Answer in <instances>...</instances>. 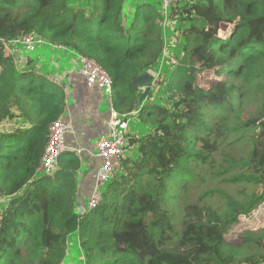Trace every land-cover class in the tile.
I'll return each instance as SVG.
<instances>
[{"label":"trees","instance_id":"16d2710c","mask_svg":"<svg viewBox=\"0 0 264 264\" xmlns=\"http://www.w3.org/2000/svg\"><path fill=\"white\" fill-rule=\"evenodd\" d=\"M73 1L0 0V264H63L72 233L86 264L264 262V0H175L166 12L148 0ZM30 32L96 59L115 109L137 112L145 130L128 133L134 153L83 213L77 197L87 203L93 176L82 157L64 151L53 173L37 168L50 126L67 122L66 77L87 81L17 61L11 45ZM147 70L157 78L140 103L132 81ZM247 134L252 149H241ZM203 173L250 190L222 194L224 205L207 188L200 203L189 191Z\"/></svg>","mask_w":264,"mask_h":264},{"label":"built area","instance_id":"2783aa9c","mask_svg":"<svg viewBox=\"0 0 264 264\" xmlns=\"http://www.w3.org/2000/svg\"><path fill=\"white\" fill-rule=\"evenodd\" d=\"M175 0H161L165 12ZM165 16L164 21H167ZM15 44H21L26 51H35L37 48L48 45V41L35 32L23 35L19 40L13 41ZM78 73L85 78L89 86L97 85L104 97L109 102V116L107 118V130L102 133L97 141L95 155L100 160L97 168L95 186L87 201V208H95L102 200V187L114 176L121 167L122 159L126 152L128 144L129 115H136L137 112L120 113L113 105L114 79L110 72L102 67L99 62L91 57L78 55L77 59ZM155 75V74H154ZM156 77V75H155ZM157 78V77H156ZM68 122L62 118L55 121L50 126V137L45 148L42 161L37 168L39 174H51L57 167L58 159L64 151H74L78 155L81 149L74 150L66 141L68 131ZM261 264H264L262 262Z\"/></svg>","mask_w":264,"mask_h":264},{"label":"rangeland","instance_id":"374dc122","mask_svg":"<svg viewBox=\"0 0 264 264\" xmlns=\"http://www.w3.org/2000/svg\"><path fill=\"white\" fill-rule=\"evenodd\" d=\"M90 1V0H89ZM89 1L88 0H76L72 2L73 6H80V7H85L87 9L90 8L89 6ZM139 1L142 0H129V4L133 6H136L138 3H141ZM144 2V1H142ZM146 2H149L151 4H154L155 6H160L161 4V0H148ZM76 10H79V7H75ZM170 13V10H169ZM165 26H169L170 28L174 27V23H175V19H167V21L163 22ZM228 30V28H227ZM181 31H176V34L174 37H179ZM221 34L223 33V31L220 32ZM175 39V38H173ZM172 45H174V42L172 43ZM12 50L14 51H22V54L17 55L16 53V59L17 61H19V59H21V62H24V58H28V56L32 59L35 60L36 65H40V67H42L43 69H45L47 67V73H60L61 76H64L67 72L73 71L74 69H78V65H77V59H78V53L75 51H72L71 49H63V48H59L56 46H43V47H39L37 48L35 51H26L23 49V47L21 46V44H13L11 45ZM53 62L58 64V66L54 65ZM176 62V60L174 61ZM167 76V75H166ZM165 76V77H166ZM68 77H66V83H67ZM153 88V87H152ZM253 104L250 106V110L252 109ZM103 110H107L109 108V103L107 100V97L105 98L104 102H103V106H102ZM129 128L130 131L131 129L133 130H137L138 132L143 133L144 127L140 124L139 119L137 118V116L135 115H129ZM6 126L9 127H17L19 125V123H15L12 120H8L6 121ZM11 125V126H10ZM251 136L249 134H247V136L243 139L244 141L242 142V140H240L239 142H237V146L240 148V146L243 148L241 149H246L249 148L248 146L245 147L244 142H246L248 144V142H250L251 148L252 149V139H250ZM99 138H97L98 141ZM127 151V154H133L135 151V148H129ZM85 170V168H84ZM202 170V168H198V172H200ZM210 188V189H215L217 191V193L211 197L210 195L206 196L205 198L210 199L213 198V201L221 203L226 205V199L222 194H230L233 195L234 197H236L239 194V190H242L243 188H246L247 190H250L249 184H245L242 182H227L225 180H218L217 178L212 177L211 175H209L208 173H203L202 176L197 177V179L192 183L191 185V189L189 191V197L190 198H194L197 199V201H199L200 203H204V199L200 200L199 197L197 198L196 195H198L199 193H201L203 190ZM185 196V200L188 201L190 200L189 197L186 196V194H184ZM6 198L4 197H0V206L5 202ZM87 202V199H86ZM260 227H262L264 225V222H260ZM69 253L67 257L72 258L73 264H86V262L82 259L81 257V249L78 247V235L77 233H72L69 235ZM258 249L256 248V246L250 248L248 250L249 253H255ZM66 257V258H67Z\"/></svg>","mask_w":264,"mask_h":264},{"label":"crops","instance_id":"0c3cea01","mask_svg":"<svg viewBox=\"0 0 264 264\" xmlns=\"http://www.w3.org/2000/svg\"><path fill=\"white\" fill-rule=\"evenodd\" d=\"M53 64L55 65L54 62ZM56 65L58 66L57 63ZM71 74H68L70 81L66 83L69 91L65 112V119L69 125L66 133L68 141H66L74 150H82L79 156L86 164L85 172L93 176L92 190H89V195L86 198L88 201L95 186L96 172L100 164V160L95 155L97 138L107 130L106 122L110 111L109 108L107 110L102 108L106 97L103 96L99 87L86 85L78 74ZM49 76L58 81L63 77L57 72L55 74L49 73ZM66 115L68 116L66 117ZM63 264H73L72 258L67 257Z\"/></svg>","mask_w":264,"mask_h":264},{"label":"water","instance_id":"95a60500","mask_svg":"<svg viewBox=\"0 0 264 264\" xmlns=\"http://www.w3.org/2000/svg\"><path fill=\"white\" fill-rule=\"evenodd\" d=\"M155 80H156L155 75L147 70L139 74L132 81L133 87H139L144 90L140 95V103H142L147 98L150 90L152 89L155 83ZM77 207L80 213H83L85 211L86 207L82 204L81 197H77Z\"/></svg>","mask_w":264,"mask_h":264},{"label":"clouds","instance_id":"9594fccd","mask_svg":"<svg viewBox=\"0 0 264 264\" xmlns=\"http://www.w3.org/2000/svg\"><path fill=\"white\" fill-rule=\"evenodd\" d=\"M84 205V204H83ZM85 207H87V203L84 205ZM86 209V208H85Z\"/></svg>","mask_w":264,"mask_h":264}]
</instances>
